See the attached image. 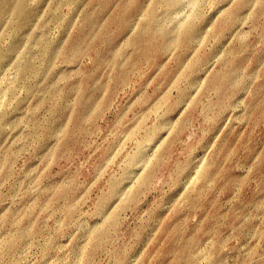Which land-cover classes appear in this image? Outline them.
I'll return each instance as SVG.
<instances>
[{"label": "rangeland", "instance_id": "1", "mask_svg": "<svg viewBox=\"0 0 264 264\" xmlns=\"http://www.w3.org/2000/svg\"><path fill=\"white\" fill-rule=\"evenodd\" d=\"M0 264H264V0H0Z\"/></svg>", "mask_w": 264, "mask_h": 264}, {"label": "bare ground", "instance_id": "2", "mask_svg": "<svg viewBox=\"0 0 264 264\" xmlns=\"http://www.w3.org/2000/svg\"><path fill=\"white\" fill-rule=\"evenodd\" d=\"M175 1H176V2H180L181 0H175ZM198 8H199V7H196L194 10L196 11ZM206 176H207V174L205 173V174L203 175L202 181L206 179ZM193 196H194V195H192V196H190V197H193Z\"/></svg>", "mask_w": 264, "mask_h": 264}]
</instances>
